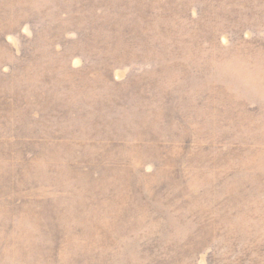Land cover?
I'll return each mask as SVG.
<instances>
[{"label":"rangeland","instance_id":"374dc122","mask_svg":"<svg viewBox=\"0 0 264 264\" xmlns=\"http://www.w3.org/2000/svg\"><path fill=\"white\" fill-rule=\"evenodd\" d=\"M0 264H264V0H0Z\"/></svg>","mask_w":264,"mask_h":264}]
</instances>
